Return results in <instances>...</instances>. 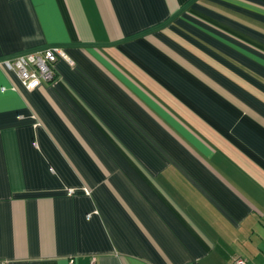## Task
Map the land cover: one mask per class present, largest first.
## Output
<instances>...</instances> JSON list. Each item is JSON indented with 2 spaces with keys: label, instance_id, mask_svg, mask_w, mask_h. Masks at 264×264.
I'll list each match as a JSON object with an SVG mask.
<instances>
[{
  "label": "crops",
  "instance_id": "obj_1",
  "mask_svg": "<svg viewBox=\"0 0 264 264\" xmlns=\"http://www.w3.org/2000/svg\"><path fill=\"white\" fill-rule=\"evenodd\" d=\"M53 45L0 65V264H264V0H0Z\"/></svg>",
  "mask_w": 264,
  "mask_h": 264
},
{
  "label": "built area",
  "instance_id": "obj_2",
  "mask_svg": "<svg viewBox=\"0 0 264 264\" xmlns=\"http://www.w3.org/2000/svg\"><path fill=\"white\" fill-rule=\"evenodd\" d=\"M59 58L70 61L62 47L53 45L39 51H28L3 58L0 65L5 70L15 73L25 88L33 89L43 82L54 80V66ZM68 190L71 193V189ZM230 264H247V261L235 256Z\"/></svg>",
  "mask_w": 264,
  "mask_h": 264
},
{
  "label": "trees",
  "instance_id": "obj_3",
  "mask_svg": "<svg viewBox=\"0 0 264 264\" xmlns=\"http://www.w3.org/2000/svg\"><path fill=\"white\" fill-rule=\"evenodd\" d=\"M60 59V58H59ZM55 70V69H54ZM56 74V73H55Z\"/></svg>",
  "mask_w": 264,
  "mask_h": 264
}]
</instances>
